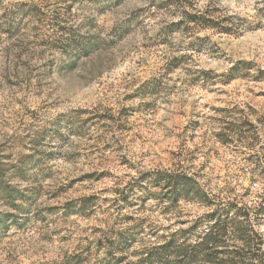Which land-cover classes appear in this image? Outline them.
<instances>
[{"label":"rangeland","instance_id":"374dc122","mask_svg":"<svg viewBox=\"0 0 264 264\" xmlns=\"http://www.w3.org/2000/svg\"><path fill=\"white\" fill-rule=\"evenodd\" d=\"M103 2L0 0V264H98L112 245L144 264L225 204L226 242L191 264H264V0ZM158 171L212 205L138 186Z\"/></svg>","mask_w":264,"mask_h":264},{"label":"trees","instance_id":"16d2710c","mask_svg":"<svg viewBox=\"0 0 264 264\" xmlns=\"http://www.w3.org/2000/svg\"><path fill=\"white\" fill-rule=\"evenodd\" d=\"M111 1V0H103ZM103 2V3H104ZM106 5V4H104ZM4 17L1 15L0 23H3ZM198 19L197 16H189L190 22H196ZM6 24L11 25V23L7 22ZM1 26V24H0ZM12 26V25H11ZM59 26V25H55ZM63 30V28H61ZM1 32H4L1 29ZM62 36H55V41L62 42L67 41L65 52L72 53V55H80L87 56L89 54V44L83 41L76 40L73 36H67L66 39H63ZM141 189L149 192L148 186L143 188V183L154 185L156 187L165 190V194L160 192V196L163 198L170 197L173 202H178L183 198H193V199H201V201L209 202V205L213 202L207 198V194L203 192V189L198 185V183L189 175L176 172L170 173L167 171H158L157 173H149L145 174L140 177V180L137 181ZM86 200V199H85ZM83 200V201H85ZM86 203H82L80 206L81 208H87ZM233 208H237L236 205L228 204L214 210L213 212L207 214L209 218L207 220L209 226L207 230L201 234L200 240L193 245H188L185 248L181 249V244H178V231L174 232L172 237L168 238L161 244L155 246L152 250H149L145 253L144 257L142 258V262L144 264H165L166 262L173 263L181 261L185 264H191L199 260L200 255L203 256V261L205 262H212L214 258V253H211L212 249L216 246H221L223 243L226 242L225 238L223 237L226 232L229 231V223H233L235 218H231L230 213ZM221 213V214H220ZM238 213V212H237ZM239 215L249 216L248 212ZM215 216V217H214ZM250 225L247 224L246 230H248ZM223 234V235H221ZM247 234V233H246ZM250 236V235H249ZM223 237V238H222ZM261 239V238H260ZM179 249V250H177ZM123 252V250H121ZM254 261H257L258 255H254ZM116 261V262H115ZM121 257L115 256V246L112 245L109 250L106 252V256L99 261L98 264H120ZM86 257H82L81 253L77 256H73L71 259L65 261V264H86Z\"/></svg>","mask_w":264,"mask_h":264}]
</instances>
